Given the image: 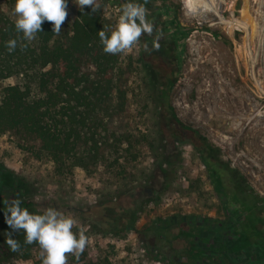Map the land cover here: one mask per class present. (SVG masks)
<instances>
[{"label":"rangeland","instance_id":"374dc122","mask_svg":"<svg viewBox=\"0 0 264 264\" xmlns=\"http://www.w3.org/2000/svg\"><path fill=\"white\" fill-rule=\"evenodd\" d=\"M97 3L104 26H115L120 9L108 0ZM158 6L151 16L164 20L162 34L172 40V51H147V57L163 82L175 70L171 104L183 121L201 128L207 141L220 148V160L235 169L233 178L240 177L248 193L264 198V0H168ZM78 7L69 0V23ZM14 9L9 0H0V13L15 21ZM140 48L139 42L132 52ZM22 82V76L0 81V100L5 86ZM151 94L143 87L145 108L132 127L137 157L122 158V165L102 162L90 171L59 175L46 155H36L35 142L14 132L0 136V236L8 226L5 202L18 196L29 203L24 207L30 212L52 207L86 229L89 244L79 260L70 255L68 264H168L147 252L156 235L144 230L154 220L223 216L198 152L185 132L162 116ZM111 196L128 206L145 201L138 221L142 233L113 237L93 226L91 207ZM0 264H42L39 244L0 257Z\"/></svg>","mask_w":264,"mask_h":264},{"label":"trees","instance_id":"16d2710c","mask_svg":"<svg viewBox=\"0 0 264 264\" xmlns=\"http://www.w3.org/2000/svg\"><path fill=\"white\" fill-rule=\"evenodd\" d=\"M108 1L120 10L130 2ZM166 1L148 0L146 4L148 19L154 20L159 32L165 22L161 17L152 19L151 14L155 15L159 2ZM9 2L15 5L16 0ZM67 3L69 8V0ZM99 6L96 12L89 6L83 10L78 7L74 21L69 23L67 16L59 35L45 21L43 31L31 42L22 39L23 34L17 32L8 14L0 13V81L23 77L22 83L2 89L0 136L14 132L35 142L36 155H46L59 175H73L79 169L90 171L102 162L122 165V158L127 161L137 157L132 152L138 143L132 127L145 108L141 94L147 86L162 116L183 130L195 147L224 210L223 216L154 220L144 230L156 235L155 241L146 246L148 255L168 264H264V198L248 193L240 177L233 178L235 169L220 160V148L207 141L201 128L176 113L171 104L175 70H169L161 81L157 66L149 62L144 49L147 44L156 51L153 41L157 33L144 34L137 52L107 54L99 31L110 35L115 26H104V12ZM11 39L17 40V47L9 52L6 44ZM159 43V49L172 51L171 39L167 41L164 36ZM22 44L27 47L22 49ZM144 202L128 206L118 196H111L91 207L88 219L96 229L113 237L130 231L142 233L138 221ZM28 205L22 201V207ZM8 233L19 241V252L32 245L25 244L24 230L13 231L6 226L0 236L1 258L16 254L6 243Z\"/></svg>","mask_w":264,"mask_h":264},{"label":"clouds","instance_id":"9594fccd","mask_svg":"<svg viewBox=\"0 0 264 264\" xmlns=\"http://www.w3.org/2000/svg\"><path fill=\"white\" fill-rule=\"evenodd\" d=\"M74 2L81 10L89 6L93 12H96L100 7L97 0H74ZM147 2L148 0H144V3L130 0L122 6L121 14L115 27L110 30V35L105 30L99 31L105 53L129 54L144 34L153 36L154 32L157 35L153 41V49L159 50V41L164 36L157 30L154 20L148 19ZM67 9V0H16L15 28L18 33L23 34V40L31 42L36 39L38 32L43 31V23L48 21L53 25L54 33L59 35L62 24L68 16ZM6 47L9 52L14 51L17 47V40H9ZM26 47L27 44L21 45L22 49ZM144 49L151 51L147 44L144 45ZM5 204V218L8 226L13 231H25V244H39L42 264H68L70 255L79 260L89 244L86 229L80 226L71 215H66L52 207L42 213L30 212L28 208L22 207V200L18 196L16 199L6 201ZM7 237L6 243L10 250L18 252L20 250L19 241L13 239L11 233H8Z\"/></svg>","mask_w":264,"mask_h":264}]
</instances>
